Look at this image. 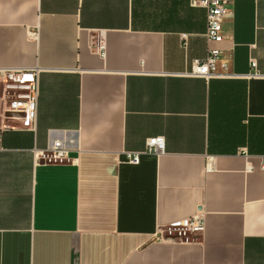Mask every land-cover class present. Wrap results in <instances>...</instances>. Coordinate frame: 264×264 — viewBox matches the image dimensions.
<instances>
[{
	"label": "crops",
	"instance_id": "1",
	"mask_svg": "<svg viewBox=\"0 0 264 264\" xmlns=\"http://www.w3.org/2000/svg\"><path fill=\"white\" fill-rule=\"evenodd\" d=\"M206 30L191 0H0V264H264V0H229L210 79ZM8 69L38 73L34 123Z\"/></svg>",
	"mask_w": 264,
	"mask_h": 264
},
{
	"label": "built area",
	"instance_id": "2",
	"mask_svg": "<svg viewBox=\"0 0 264 264\" xmlns=\"http://www.w3.org/2000/svg\"><path fill=\"white\" fill-rule=\"evenodd\" d=\"M194 6H203L206 9L207 30L206 37L209 43L206 57L195 59L188 75L210 79L218 76V62L223 58L224 51L220 46L224 40L222 23L227 13L229 0H191ZM98 47L104 53L105 45L99 41ZM255 67L256 63L253 62ZM4 97L9 103V112L23 114L28 123L36 119L37 99L39 92L38 73L35 70L8 69L1 73ZM257 75V74H255ZM165 148L163 137L150 138L147 141L145 153H161ZM140 152H128L127 160L130 163L140 162ZM42 159L47 161H63L67 158L66 149L60 143L46 152H42ZM205 230V221L201 216L185 218L165 229L161 233L162 239L182 238L187 234H200Z\"/></svg>",
	"mask_w": 264,
	"mask_h": 264
}]
</instances>
